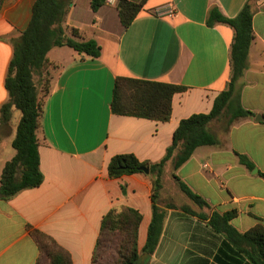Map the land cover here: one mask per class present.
<instances>
[{"label": "crops", "instance_id": "1", "mask_svg": "<svg viewBox=\"0 0 264 264\" xmlns=\"http://www.w3.org/2000/svg\"><path fill=\"white\" fill-rule=\"evenodd\" d=\"M34 2L5 0L0 9V106L7 100L4 79L12 40L28 26ZM247 2L254 41L235 95L245 110L264 118V0H147L127 28L119 21L116 4L106 2L93 12L88 0L83 17L78 0H73L63 25L95 40L101 53L90 59L57 47L47 54L56 68L37 132L43 182L9 200L0 199V264H36L38 247L28 227L67 250L72 264H92L103 216L124 207L142 216L137 237L142 264H251L207 218L213 212L232 213L230 225L239 233L264 230V121L242 118L217 130L213 126L224 117L213 120L207 128L216 145L197 148L176 170L172 159L165 164L156 199L164 220L150 255L141 250L152 219L153 177L142 172L109 178L107 172L111 158L118 155L158 163L182 119L211 111L231 80L234 32L222 24L208 27L207 14L216 7L226 18H234ZM168 6L172 15L166 13ZM55 50L53 59L49 53ZM119 77L183 88L172 98L169 121L114 115L111 101ZM19 117L15 110L10 123L0 129V178L15 155L11 143ZM238 155L254 168L248 170ZM173 175L209 208L181 198Z\"/></svg>", "mask_w": 264, "mask_h": 264}, {"label": "trees", "instance_id": "2", "mask_svg": "<svg viewBox=\"0 0 264 264\" xmlns=\"http://www.w3.org/2000/svg\"><path fill=\"white\" fill-rule=\"evenodd\" d=\"M5 0H0V9ZM73 0H35L28 26L17 39L12 40V56L4 79L7 100L0 106V129L7 126L16 110L20 113L12 148L13 158L8 161L0 178V199L9 200L18 193L34 189L43 182L39 168L37 132L40 128L43 105L49 95L52 75L50 69L56 66L47 58L53 48L68 47L82 57L97 59L101 47L93 39H85L79 30L63 25L68 6ZM147 0H117L119 21L124 28L131 25ZM107 0H90V9L98 11ZM251 7L245 3L237 16L226 18L216 7H211L206 25L229 26L233 32L230 46L231 80L227 88L214 100L208 114H194L182 119L173 133L171 145L164 157L155 164L140 162L134 155L125 154L111 158L107 166L109 178L142 173L147 167L152 179V219L147 230V239L142 253L150 255L155 250L164 220V213L156 206L161 189V175L165 164L172 159L173 169H178L202 146L217 144L215 136L207 125L226 118V127L242 118H254L256 114L245 110L235 95V83L243 75L249 48L254 41ZM183 88L166 83L151 82L119 77L115 81L111 112L114 115L167 122L171 117V101ZM175 154V155H174ZM174 155V157H173ZM239 161L248 170L254 165L243 155ZM264 179V174L260 173ZM179 190L197 207L209 208L207 201L194 193L177 176L173 175ZM190 212L187 208H182ZM201 219L206 216L199 215ZM232 213L221 215L213 212L208 225L223 235L238 249L251 264H264V230L255 227L246 233H239L230 225ZM141 214L129 207L112 209L102 218L99 235L92 255V264H102L105 251L111 250L113 264H142L137 246ZM29 233L38 247L36 264H72L67 250L59 246L47 234L28 227Z\"/></svg>", "mask_w": 264, "mask_h": 264}, {"label": "rangeland", "instance_id": "3", "mask_svg": "<svg viewBox=\"0 0 264 264\" xmlns=\"http://www.w3.org/2000/svg\"><path fill=\"white\" fill-rule=\"evenodd\" d=\"M87 2H88V0H78V4H79L78 12L83 17L86 15V13H84V12H85V5H87ZM107 2L110 3V4H112V3L116 4L117 0H114L113 2H110L109 0H107ZM65 50L68 51V49H65ZM57 52H58V50H55L54 52L49 53V56L54 59L57 56ZM54 72H55V70L50 69V73L51 74L54 73ZM15 114L18 116L17 112H15ZM225 119L223 118L220 122L216 123L213 126V128L219 130V129H222V128L226 127V120ZM181 196H182L181 198H183V199L185 198L186 200H188L186 198V196H184L182 193H181ZM114 260H115V257H114L113 252L111 250L105 251L104 258L102 260V264H113ZM140 263H141V261H140Z\"/></svg>", "mask_w": 264, "mask_h": 264}, {"label": "water", "instance_id": "4", "mask_svg": "<svg viewBox=\"0 0 264 264\" xmlns=\"http://www.w3.org/2000/svg\"><path fill=\"white\" fill-rule=\"evenodd\" d=\"M255 121H257V122H261V121H264V118L263 117H261V116H259V115H256L255 116ZM142 171L144 172V173H148L149 172V169L147 168V167H143L142 168ZM257 171L254 169L253 170V173H256Z\"/></svg>", "mask_w": 264, "mask_h": 264}, {"label": "built area", "instance_id": "5", "mask_svg": "<svg viewBox=\"0 0 264 264\" xmlns=\"http://www.w3.org/2000/svg\"><path fill=\"white\" fill-rule=\"evenodd\" d=\"M110 2H113L114 0H109ZM166 13L169 15H172L174 13V10L171 6H168V8L166 9Z\"/></svg>", "mask_w": 264, "mask_h": 264}]
</instances>
